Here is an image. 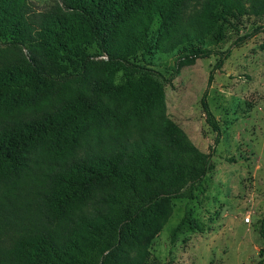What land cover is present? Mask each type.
<instances>
[{"label": "trees", "instance_id": "obj_1", "mask_svg": "<svg viewBox=\"0 0 264 264\" xmlns=\"http://www.w3.org/2000/svg\"><path fill=\"white\" fill-rule=\"evenodd\" d=\"M263 13L264 0H0V46L15 53L0 61V113L35 110L0 124V184L31 156L46 180L40 222L16 219L0 192V264H170L149 240L171 199L191 198L213 163L164 114L163 87L213 53L210 80L228 50L207 44L225 23ZM178 46L168 75L131 59ZM199 101L217 142V119Z\"/></svg>", "mask_w": 264, "mask_h": 264}, {"label": "rangeland", "instance_id": "obj_2", "mask_svg": "<svg viewBox=\"0 0 264 264\" xmlns=\"http://www.w3.org/2000/svg\"><path fill=\"white\" fill-rule=\"evenodd\" d=\"M41 8L53 0H30ZM157 25L155 19L152 28ZM259 30L242 42L238 36ZM264 13L242 15L225 23L218 41L207 46L227 49V55L210 80L217 55L192 57L166 83L164 114L178 124L200 150L210 152L213 167L204 174L191 198L171 199V214L149 240L148 250L170 264H264ZM207 43V42H206ZM3 49V46H0ZM90 52L94 48H88ZM185 53L178 46L170 51L135 54L131 59L168 75L174 57ZM14 51L0 50V61ZM102 55H94L100 59ZM121 80L117 72L115 81ZM217 119L219 131L204 121L201 95ZM34 111L0 113V124L11 116L25 117ZM16 176L0 184L7 211L22 221H43L42 197L46 180L40 156ZM248 217L245 220V217ZM173 237L170 229L181 219ZM263 228L261 229V227ZM260 230H262L263 235Z\"/></svg>", "mask_w": 264, "mask_h": 264}, {"label": "built area", "instance_id": "obj_3", "mask_svg": "<svg viewBox=\"0 0 264 264\" xmlns=\"http://www.w3.org/2000/svg\"><path fill=\"white\" fill-rule=\"evenodd\" d=\"M247 219H248V217L246 216V217H245V220H247Z\"/></svg>", "mask_w": 264, "mask_h": 264}]
</instances>
